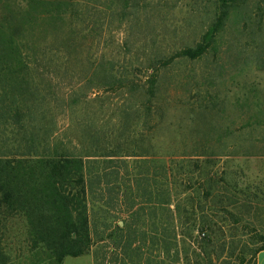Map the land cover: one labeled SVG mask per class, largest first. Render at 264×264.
Returning a JSON list of instances; mask_svg holds the SVG:
<instances>
[{
    "label": "rangeland",
    "instance_id": "374dc122",
    "mask_svg": "<svg viewBox=\"0 0 264 264\" xmlns=\"http://www.w3.org/2000/svg\"><path fill=\"white\" fill-rule=\"evenodd\" d=\"M256 5L257 0H252L240 14L231 16L207 52L195 59L180 54L201 42L212 27L218 13L215 0H75L60 35L42 33L35 40L40 48L62 51L61 56L55 52L38 58L33 72L41 92L52 100L50 125L66 136L67 142L77 141V125L91 117L102 132L129 129L136 138L156 126L158 130L151 131L162 135L155 139L156 150L151 149L147 136L134 142H139L133 144L134 149L141 145L144 153H138L149 161L141 156L145 165L132 171L142 170L144 175L149 171L151 175L155 165L160 175L164 165L179 170L185 183L179 191L182 205L190 209L193 205L189 201L200 191L202 171L213 170L218 180L228 177L229 186L239 188L236 202L228 204V212H213L212 219L223 231L218 229L212 238L218 242V249L226 242L219 264H255L253 251L263 245L264 13ZM105 72L134 83L89 90L95 73L98 79ZM155 77L158 91L150 100L147 88ZM82 93L89 94L86 103L72 106L70 98ZM124 112L127 115L122 119ZM133 134L131 138L137 140ZM121 165L124 180L120 187L132 191L134 187L127 184ZM105 171H110L107 164ZM217 186L221 192L230 193L222 184ZM221 192L213 203L219 208ZM101 201L107 203L111 218L104 221L102 216L98 230L106 221L111 230L117 223L123 226L129 208L122 196L117 199L108 191ZM135 201V208L149 206L146 197ZM0 212V234L5 233L4 245L10 253L8 264H36L37 259L28 254L23 242L25 220L18 215L7 216L4 228L1 219L6 211L1 208ZM189 217L192 221L201 219L200 214ZM111 230H102L100 236L106 238ZM112 244L107 238L98 241L86 254L66 257L64 264H120L122 250L108 247ZM197 247L194 249L199 252Z\"/></svg>",
    "mask_w": 264,
    "mask_h": 264
},
{
    "label": "trees",
    "instance_id": "16d2710c",
    "mask_svg": "<svg viewBox=\"0 0 264 264\" xmlns=\"http://www.w3.org/2000/svg\"><path fill=\"white\" fill-rule=\"evenodd\" d=\"M251 1L215 0L218 13L212 27L201 42L185 48L180 56L195 59L204 55L226 21L245 10ZM74 5L75 0H0V210L6 211L1 219L4 228L8 217L18 215L25 220L23 242L28 254L37 259L36 264H64L66 257L82 256L106 238L113 241L108 247L122 250L120 264H143L144 260L145 264H219L226 242L219 244L218 249V242L212 238L218 229L223 231L212 219L213 212H228V204L240 193L238 187L229 186L228 177L221 181L217 172L202 171L200 191L189 201L193 205L190 209L182 205L179 191L185 183L179 170L175 172L164 165L160 175L155 165L151 175L149 171L146 175L142 170L132 171L145 165L141 161L145 155L138 153H144L143 148L137 145L139 151L135 150L139 142H134L147 136L153 143L151 149L156 150L155 139L162 136L151 131L158 130L156 126L150 127L149 134L136 138L129 129L102 132L95 117H91L77 125L80 135L74 143L67 142L66 136L51 127L48 117L52 100L41 92L33 65L40 57L55 52L61 56L62 51L40 48L35 40L42 33L60 35ZM256 8L264 13V0H257ZM110 69L113 71V67ZM96 73L89 81V90L134 83L112 72L95 79ZM149 82L147 93L151 100L157 94L159 81L155 77ZM88 96L73 95L71 105L85 104ZM125 112L122 119L126 118ZM132 134L137 140L131 138ZM144 159L149 161L146 156ZM105 164L109 165V172L105 171ZM120 164L125 167L127 184L134 187L132 191L120 187L124 180ZM221 184L230 193L221 192L217 186ZM106 190L117 199L122 196L129 216L123 226L117 223L111 230L106 221L100 231L97 227L102 216L104 221L111 218L107 203L101 201ZM219 192L220 208L213 204ZM141 196L146 197L149 206L135 208V200ZM191 214H200L201 219L192 221ZM102 230L111 233L105 238L100 236ZM4 236L5 233L0 234V264L10 261ZM262 242L253 251L255 260L264 250V238Z\"/></svg>",
    "mask_w": 264,
    "mask_h": 264
},
{
    "label": "crops",
    "instance_id": "0c3cea01",
    "mask_svg": "<svg viewBox=\"0 0 264 264\" xmlns=\"http://www.w3.org/2000/svg\"><path fill=\"white\" fill-rule=\"evenodd\" d=\"M256 264H264V250L258 254Z\"/></svg>",
    "mask_w": 264,
    "mask_h": 264
}]
</instances>
